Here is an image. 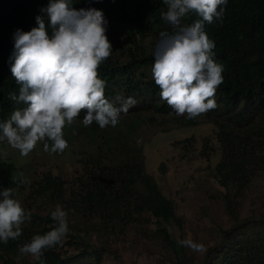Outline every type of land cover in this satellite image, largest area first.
I'll return each mask as SVG.
<instances>
[{"label":"trees","instance_id":"trees-1","mask_svg":"<svg viewBox=\"0 0 264 264\" xmlns=\"http://www.w3.org/2000/svg\"><path fill=\"white\" fill-rule=\"evenodd\" d=\"M47 2L0 0V120L7 119L14 108L20 107L8 98L10 91L18 92L19 88L9 68L12 34L16 28L28 31L34 27L35 16ZM73 6L102 9L109 22L127 27L125 34L131 45L126 48L127 59L118 62L112 54L100 66L99 73L107 81L106 97L116 106L122 102L118 98L131 96L137 100L128 110H135L130 118L132 129L143 120L154 122L155 114L170 112L172 109L160 98V89L152 76L140 72L153 66L155 59L153 52L145 51L143 40L150 36L157 42L161 31H171V26L160 18L161 10H166L162 0H91L90 3L74 0ZM196 19L193 14L187 22ZM108 26L113 27L110 23ZM205 31L215 41V59L224 65V80L216 93L220 108L203 115L216 126L215 138L221 156L216 172L225 189V207L233 223L220 230V241L208 247L198 263L187 259L183 246L177 248L167 227H158L157 232L173 252L174 264H264V218H240L234 198L264 170V0H229L223 23H206ZM142 110H149L150 114L143 117ZM82 117L83 112L75 121H80L79 126L90 132L87 135L94 141V152L81 160L70 187L60 175L46 172L27 185L28 195L46 198L66 210L68 220L77 217L94 223L99 230L112 229L116 223L126 224L141 211H147L158 223L175 222L181 228L173 200L144 171L141 149L128 144L127 136L131 134L118 131L114 136L110 126L100 128L95 122L85 127ZM198 119L180 116L179 126L195 125ZM120 124L122 121L117 125ZM115 153L123 156L111 161L108 156ZM16 170L14 162L0 158V187L13 188L14 195L26 187L17 183L23 174H16ZM57 206L45 214L30 211L31 220L22 225L21 237L0 243V264H37L30 255L21 254L18 246L54 227L50 213ZM72 245L75 254L68 251ZM87 249L98 258L92 245L70 230L63 243L47 250L44 256L47 264H70L87 253Z\"/></svg>","mask_w":264,"mask_h":264},{"label":"clouds","instance_id":"clouds-1","mask_svg":"<svg viewBox=\"0 0 264 264\" xmlns=\"http://www.w3.org/2000/svg\"><path fill=\"white\" fill-rule=\"evenodd\" d=\"M91 0H89V3ZM166 10L160 18L171 26L161 31L154 49L152 78L160 98L176 116L188 119L218 107L216 93L224 77V65L215 59V41L205 24L223 23L229 0H162ZM74 0H48L35 16L28 31L16 28L9 56L12 77L18 92L8 98L20 107L0 120V143L27 157L42 143L45 151L63 153L68 147L66 126L83 112L82 123L95 122L100 128L115 127L122 114L137 104L134 97L122 99L119 106L105 95L107 81L100 66L114 53L107 36L109 24L102 9L73 6ZM195 14L198 19L187 22ZM29 181L21 175L18 184ZM54 227L18 246L37 264H47L44 253L63 243L70 232L67 212L57 206L50 213ZM31 220L11 187H0V243L18 240L22 225ZM178 244L203 253L205 245L193 239Z\"/></svg>","mask_w":264,"mask_h":264},{"label":"rangeland","instance_id":"rangeland-1","mask_svg":"<svg viewBox=\"0 0 264 264\" xmlns=\"http://www.w3.org/2000/svg\"><path fill=\"white\" fill-rule=\"evenodd\" d=\"M109 23L113 27L107 26L106 34L111 37L113 57L123 62L127 59L126 48L131 46L125 34L127 27L118 22ZM156 44L150 36L143 40L146 52H154ZM151 69L152 66L140 69V72L151 77ZM134 112L122 114V124L110 126L111 135L116 136L118 131L131 134L127 136L128 144L141 149L144 171L153 177L161 192L173 200L174 214L181 220V228L175 222L158 223L147 211L138 212L128 223H116L105 231L95 228L92 222L71 218L68 220L70 230L82 235L97 251L98 258L90 255V249H87V253L70 264H174V254L159 236L158 227L168 228L177 248H180L178 240L188 238L203 243L207 249L220 241L221 229L232 226L233 219L225 207V189L216 172V163L221 156L214 121L202 114L195 125L179 126L180 116L171 110L167 114H155L154 122L143 120L132 129L130 118ZM141 113L144 117L150 111L142 110ZM79 123L75 121L65 127L68 147L63 153L45 151L42 143H38L27 157H23L6 142L0 143V158L14 162L16 174H23L29 181L24 190L15 193L27 210L45 214L52 206H57L46 198L28 195L27 185L32 180L50 172L60 175L70 187L69 182L79 171L81 160L94 152V141L87 135L90 132ZM122 156V153H115L108 157L116 161ZM234 198L240 218H264V170ZM183 249L191 263H198L206 252H194L184 246ZM74 250L73 245L68 248L71 254L77 253Z\"/></svg>","mask_w":264,"mask_h":264}]
</instances>
